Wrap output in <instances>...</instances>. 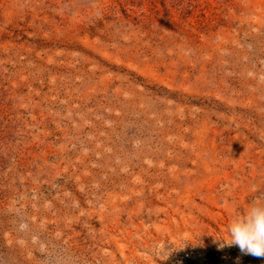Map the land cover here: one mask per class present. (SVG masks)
Returning a JSON list of instances; mask_svg holds the SVG:
<instances>
[{
	"label": "rangeland",
	"instance_id": "obj_1",
	"mask_svg": "<svg viewBox=\"0 0 264 264\" xmlns=\"http://www.w3.org/2000/svg\"><path fill=\"white\" fill-rule=\"evenodd\" d=\"M262 195L264 0H0V264H264Z\"/></svg>",
	"mask_w": 264,
	"mask_h": 264
},
{
	"label": "clouds",
	"instance_id": "obj_2",
	"mask_svg": "<svg viewBox=\"0 0 264 264\" xmlns=\"http://www.w3.org/2000/svg\"><path fill=\"white\" fill-rule=\"evenodd\" d=\"M215 238L221 250L238 246L244 255L264 257V195L254 198L246 209L233 216L226 235Z\"/></svg>",
	"mask_w": 264,
	"mask_h": 264
},
{
	"label": "trees",
	"instance_id": "obj_3",
	"mask_svg": "<svg viewBox=\"0 0 264 264\" xmlns=\"http://www.w3.org/2000/svg\"><path fill=\"white\" fill-rule=\"evenodd\" d=\"M191 251L192 250L185 251V252H180L179 254H177L176 257H181V256H184V255H187V254L191 253ZM194 253L197 254V255L204 254L203 259H205L206 261H207V259L211 260L214 257H216L217 255L221 254V252H215V251H213L211 249L194 250Z\"/></svg>",
	"mask_w": 264,
	"mask_h": 264
}]
</instances>
